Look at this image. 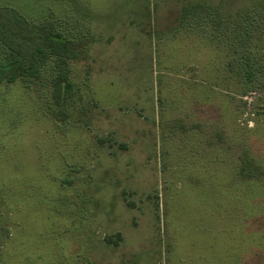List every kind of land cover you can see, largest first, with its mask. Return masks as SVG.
I'll use <instances>...</instances> for the list:
<instances>
[{
    "label": "rangeland",
    "instance_id": "374dc122",
    "mask_svg": "<svg viewBox=\"0 0 264 264\" xmlns=\"http://www.w3.org/2000/svg\"><path fill=\"white\" fill-rule=\"evenodd\" d=\"M260 1L0 0L90 40L68 119L0 86V264H264Z\"/></svg>",
    "mask_w": 264,
    "mask_h": 264
},
{
    "label": "trees",
    "instance_id": "16d2710c",
    "mask_svg": "<svg viewBox=\"0 0 264 264\" xmlns=\"http://www.w3.org/2000/svg\"><path fill=\"white\" fill-rule=\"evenodd\" d=\"M258 6L264 8V0ZM210 10L208 5L201 3L184 5L181 8V19L184 21L188 16L196 14L207 15ZM249 26L245 25V28ZM87 39L63 33L52 18L31 22L14 7L0 6V86L16 82L46 85L50 101L55 107L53 118L56 121L68 119L66 109L78 89L70 75L71 64L88 57L90 40ZM242 50L238 56L241 66L239 64L237 72L242 71L249 78L252 68L250 53L247 48ZM82 100V94L77 95V105L72 115L80 111ZM80 118L81 115H75V119ZM238 163L237 175L248 179L264 176L257 168L247 167L241 157ZM117 238H120L119 234Z\"/></svg>",
    "mask_w": 264,
    "mask_h": 264
}]
</instances>
